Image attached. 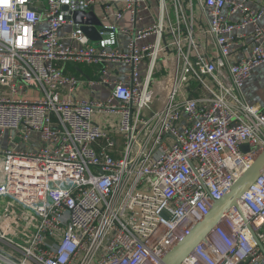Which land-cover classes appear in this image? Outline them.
Segmentation results:
<instances>
[{
    "label": "built area",
    "instance_id": "1",
    "mask_svg": "<svg viewBox=\"0 0 264 264\" xmlns=\"http://www.w3.org/2000/svg\"><path fill=\"white\" fill-rule=\"evenodd\" d=\"M250 1L0 6V264H159L209 213L264 150ZM250 226L264 248V172L181 264H264Z\"/></svg>",
    "mask_w": 264,
    "mask_h": 264
},
{
    "label": "water",
    "instance_id": "2",
    "mask_svg": "<svg viewBox=\"0 0 264 264\" xmlns=\"http://www.w3.org/2000/svg\"><path fill=\"white\" fill-rule=\"evenodd\" d=\"M73 20L81 24L82 30L91 40L100 38L96 26L101 23L94 7L87 12H75ZM243 148L247 149V145H243ZM263 172L264 150L260 152L254 163L236 180L229 191L221 199L213 203L209 213L198 221L190 232L166 253L159 264H181L190 252L215 229L226 212L234 206L239 207V200L243 194ZM250 230L258 245L264 249L251 226Z\"/></svg>",
    "mask_w": 264,
    "mask_h": 264
},
{
    "label": "crops",
    "instance_id": "3",
    "mask_svg": "<svg viewBox=\"0 0 264 264\" xmlns=\"http://www.w3.org/2000/svg\"><path fill=\"white\" fill-rule=\"evenodd\" d=\"M250 3L252 5L256 4H264V0H251ZM95 12L98 16L101 14V6L96 5L95 6ZM126 22V21H125ZM124 69V68H123ZM81 73V72H80ZM123 73V72H121ZM116 74V73H115ZM109 88L107 87H97L94 91L95 94H99L102 92L103 94L108 91ZM89 93L85 89H81L77 95L79 97H85ZM242 96L252 105L259 107V108H264V64H261L259 67L254 69L252 72L251 77L248 79L246 82L243 90H242Z\"/></svg>",
    "mask_w": 264,
    "mask_h": 264
},
{
    "label": "clouds",
    "instance_id": "4",
    "mask_svg": "<svg viewBox=\"0 0 264 264\" xmlns=\"http://www.w3.org/2000/svg\"><path fill=\"white\" fill-rule=\"evenodd\" d=\"M7 3H9V0H0V6H3Z\"/></svg>",
    "mask_w": 264,
    "mask_h": 264
},
{
    "label": "rangeland",
    "instance_id": "5",
    "mask_svg": "<svg viewBox=\"0 0 264 264\" xmlns=\"http://www.w3.org/2000/svg\"><path fill=\"white\" fill-rule=\"evenodd\" d=\"M107 93H108V91L106 92V94L104 93V94H103V96H106V95H107ZM30 94H32V95H33V94H34V92H32V91H31V92H30Z\"/></svg>",
    "mask_w": 264,
    "mask_h": 264
}]
</instances>
